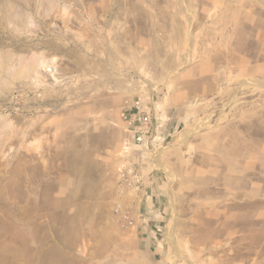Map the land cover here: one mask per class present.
Returning <instances> with one entry per match:
<instances>
[{
    "label": "rangeland",
    "instance_id": "374dc122",
    "mask_svg": "<svg viewBox=\"0 0 264 264\" xmlns=\"http://www.w3.org/2000/svg\"><path fill=\"white\" fill-rule=\"evenodd\" d=\"M6 53L0 264H264V0H0Z\"/></svg>",
    "mask_w": 264,
    "mask_h": 264
},
{
    "label": "built area",
    "instance_id": "2783aa9c",
    "mask_svg": "<svg viewBox=\"0 0 264 264\" xmlns=\"http://www.w3.org/2000/svg\"><path fill=\"white\" fill-rule=\"evenodd\" d=\"M147 96V95H146ZM152 97L138 98L131 109L123 112L122 121L126 131L130 134L134 143L141 147L153 146L157 132L163 127V117L157 118L152 114Z\"/></svg>",
    "mask_w": 264,
    "mask_h": 264
},
{
    "label": "bare ground",
    "instance_id": "6f19581e",
    "mask_svg": "<svg viewBox=\"0 0 264 264\" xmlns=\"http://www.w3.org/2000/svg\"><path fill=\"white\" fill-rule=\"evenodd\" d=\"M53 2V1H52ZM6 18H4L5 20ZM10 55H7V53L0 57V82L3 83V80H1L4 76H8V78H26L27 76V69L24 65L20 64L21 66L13 73L9 72L10 68V62L11 58ZM12 57V56H11ZM2 88V87H1ZM158 138H156L155 141H157Z\"/></svg>",
    "mask_w": 264,
    "mask_h": 264
}]
</instances>
